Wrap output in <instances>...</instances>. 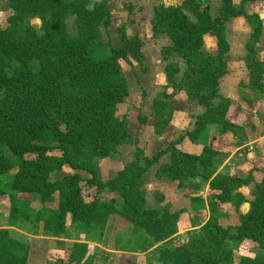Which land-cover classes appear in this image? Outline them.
I'll list each match as a JSON object with an SVG mask.
<instances>
[{
    "label": "trees",
    "instance_id": "trees-1",
    "mask_svg": "<svg viewBox=\"0 0 264 264\" xmlns=\"http://www.w3.org/2000/svg\"><path fill=\"white\" fill-rule=\"evenodd\" d=\"M217 14H211L210 4L200 0H183L181 5H159L151 22L154 36H166L171 45L163 50L166 62V92L153 101L158 117L154 130L161 134L173 117L169 104L172 96L184 92L198 102L205 112L198 116L197 127L186 135L195 141L209 125L220 126V133L237 132L239 126L228 120L232 102L220 95V81L227 73L225 55L229 51L227 22L245 16L252 33L247 43V66L252 85L264 92L263 65L255 46L262 34L258 14L247 15L243 5L255 0H220ZM13 15L9 26L0 30V194L2 177L10 172L13 161L4 152L6 147L21 162L12 175L15 192L33 194L47 200L58 194V218L70 215L73 221H107L108 214H120L135 227L144 229L156 243L165 247L158 264H226L233 253L224 248L228 229L212 216L205 224L207 236L181 242L178 237L180 214L170 207H151L143 190V176L161 157L170 155V163L161 165L155 173L158 179L177 182L178 187L193 178L209 180L213 175L217 152L205 145L199 152L178 147L185 136L170 142L152 157L142 151L117 173L102 181L98 166L87 160H100L117 154L124 145L137 146V139L128 132V121L116 115L118 105L130 94L122 61L130 57L145 70L143 41L129 37L120 27L121 45L108 47L101 41L102 30L112 24L109 2L93 0H9ZM39 18V34L34 28H22L27 18ZM73 18L76 33H71L68 19ZM217 39V54L209 53L204 36ZM185 66L181 72L176 60ZM10 61L16 66L9 72ZM32 155V159L25 156ZM83 170L59 177L63 167ZM254 181L252 176L216 175L210 183V209L216 212L218 202L230 203L236 210L248 202L239 188ZM107 189L119 193L121 212L114 202L103 203L90 192ZM164 196H160V202ZM245 214H239L235 227L238 242L252 241L264 251V176L256 184L254 199ZM106 211V212H104ZM169 242V243H168ZM163 246V245H162ZM24 247L18 243H0V264H27ZM245 264H264V259L244 257ZM47 264H66L61 260Z\"/></svg>",
    "mask_w": 264,
    "mask_h": 264
},
{
    "label": "rangeland",
    "instance_id": "rangeland-1",
    "mask_svg": "<svg viewBox=\"0 0 264 264\" xmlns=\"http://www.w3.org/2000/svg\"><path fill=\"white\" fill-rule=\"evenodd\" d=\"M93 1L109 2L112 11L111 26L108 30H102L101 41L106 46L118 47L121 45L120 27L125 28L130 38L138 36L143 41L142 51L147 58L144 64L149 68L147 71L143 70L142 66L132 57L129 58L130 61L128 62L122 61V70L128 81L131 94L129 100L117 109L118 118L130 121L133 132L137 133L140 131H137L138 126L147 124L148 114H151L152 98L150 97L160 90V82L154 76L158 74L161 76L160 59L163 50L168 47L165 45L168 43L171 45L166 36H154L151 24L154 18V9L162 4H177L181 0ZM215 2L216 0L213 1L214 4ZM12 15L13 11L10 8L9 0H0V30L9 26V18ZM67 23L70 32L76 33L72 17L68 19ZM21 27L23 29L32 27L39 34H43L39 18L27 17ZM15 66L16 64L10 61L9 72H12ZM184 69L185 67L182 72ZM165 92L166 87L161 95ZM141 101L143 102L141 103ZM216 128L220 130V126L217 125ZM142 134L144 138L149 139L152 135L150 127L143 128ZM3 148L5 154L13 161L14 167L10 172L3 175L1 182L3 193L0 194V243L5 242L10 246L12 243L22 245L27 254V264H47L49 261L54 262L61 259L66 264H158L162 250L165 247L173 246L169 242V244L164 245L151 241L149 234L144 229L135 227L120 214H108L107 221L102 224L73 221L70 215H66L63 221H59L57 216L59 212L58 194L47 200H42L38 195L23 194L12 190V175L21 160L6 147ZM119 151L120 153L118 152L111 158L87 160L86 163L93 162L96 166H100L105 180L117 174L125 164L135 159L136 153L139 151L138 144L137 146L126 144ZM32 158V155L25 156V159ZM74 173H79L86 178L90 177L83 170L75 171L67 167V169H62L59 177H51L50 180L55 181L66 174ZM145 193L149 206H168L169 208L170 203L165 199L160 202L162 194L159 192H155L153 189H145ZM111 194L107 189L99 193L94 189L90 192L91 196L88 199L91 201L96 196L103 203L112 201L114 202L113 209L121 212L122 199L120 194ZM210 199L212 198L208 200V210ZM234 208L232 205L226 206L222 214L211 211V215L209 214L198 223L190 220L178 222V225L184 227L178 237L182 239L181 242L202 239L208 234L205 224L214 216L221 226L230 229L224 242V248L230 249L233 257L226 264H245L244 257L263 260L264 251L256 243L252 241L238 242L234 239L237 233L235 227L240 223V216ZM186 226L187 229H185ZM178 232H180L179 229Z\"/></svg>",
    "mask_w": 264,
    "mask_h": 264
},
{
    "label": "crops",
    "instance_id": "crops-1",
    "mask_svg": "<svg viewBox=\"0 0 264 264\" xmlns=\"http://www.w3.org/2000/svg\"><path fill=\"white\" fill-rule=\"evenodd\" d=\"M182 1L183 0L177 4L163 5H181ZM200 1H205L210 4L211 14L213 16L217 14V9L221 4L220 0H216L215 4L213 3L215 0ZM232 1L234 5H241L242 2V0ZM243 7L247 15L256 13L262 21V34L255 46V51L264 70V0H255L245 3ZM251 33V26L243 15L231 18L227 22L226 37L230 49L225 55V60L228 68L227 73L220 81L219 92L223 98L232 102L228 113V120L239 126L237 132L234 133L231 131L221 134L220 130L216 128L217 125L212 124L202 130L201 134L195 138V141H192L186 134L192 132L197 127L198 116L205 112V108L198 102L190 100L184 92H179L168 101L174 108L171 121L161 134H156L154 125L157 116L154 114L153 101L158 95H161L167 85L165 74L166 62H164L162 58L160 59L161 76H159V74L154 76L157 77V80L160 82V90L150 97L152 98V106L150 110L151 114H148L147 124L144 123L139 125L137 131H140L135 133L129 123L130 121H128V132L133 137L137 138L138 148L142 151L144 157H152L159 150L167 148L170 142L184 135H186L184 140L178 145L181 149H185L189 152H199L205 145L210 146L217 152L214 157L212 178L219 174L244 178L248 176L253 177L254 181L242 186L238 190L248 202L254 199L255 186L264 176V92L252 85L251 72L246 62L248 54L247 43ZM169 45L170 43L165 46ZM204 46L209 53L213 55L217 54V39L214 36L206 34L204 36ZM146 60L147 58L145 57V61ZM176 61L182 72L185 67L183 61L180 59ZM144 67L146 71L148 70L147 68H149V66H145V64ZM130 94L126 102L129 100ZM126 102L118 105V107H121ZM142 102L143 101H141V103ZM116 115L119 117L118 113H116ZM145 127H150L151 129L152 135H150L149 139L144 138L143 134L141 135ZM118 152L120 153V151ZM132 161L133 160L130 162ZM168 163H170V155L166 154L161 157L156 164L150 167L142 179L144 191L145 189H153L155 192L162 194L164 199L170 203V211L180 214V223L187 222V220L195 223L203 221L209 214H212L210 207V213L208 210V200L210 197L209 183L212 178L205 181L204 178L196 177L188 180L184 186L178 187L177 182L165 178L158 179L155 176L158 168ZM65 168L67 169V166L63 167V170ZM98 174L102 181H107L117 175L115 174L104 180L100 166L98 167ZM111 195H113V193ZM248 202L243 203L238 210L234 208L235 212L238 214L247 213L250 209V204ZM231 205L230 203L218 202L216 205V212L222 214L226 206ZM126 221L128 220L126 219ZM178 227L180 232H178L177 235L179 236L182 232L181 229H184V227H182V225H178ZM185 229H187V226ZM151 241L154 242L152 239Z\"/></svg>",
    "mask_w": 264,
    "mask_h": 264
}]
</instances>
